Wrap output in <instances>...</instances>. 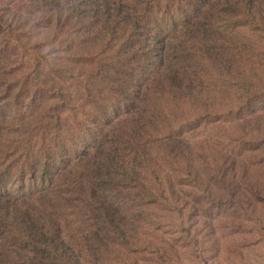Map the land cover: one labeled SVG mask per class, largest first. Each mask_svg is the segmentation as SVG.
I'll return each mask as SVG.
<instances>
[{"label": "trees", "instance_id": "trees-1", "mask_svg": "<svg viewBox=\"0 0 264 264\" xmlns=\"http://www.w3.org/2000/svg\"><path fill=\"white\" fill-rule=\"evenodd\" d=\"M40 6L48 38L13 20L14 41L29 46L37 62L0 112V264L8 252L25 258L22 264H73L60 237L64 205L87 209L123 235L113 209L157 203L172 185L149 166L154 148L161 159L180 158L183 171L203 185L202 170L185 150L191 121L180 122L174 112L189 107L195 120L250 128L241 115L264 91L245 34L264 36V0H41ZM7 26L0 14V34ZM232 92L243 95L242 109L226 108ZM13 103L14 114L5 110ZM165 201L175 207L172 197Z\"/></svg>", "mask_w": 264, "mask_h": 264}, {"label": "rangeland", "instance_id": "rangeland-1", "mask_svg": "<svg viewBox=\"0 0 264 264\" xmlns=\"http://www.w3.org/2000/svg\"><path fill=\"white\" fill-rule=\"evenodd\" d=\"M40 3L41 0H0V14L9 25L0 34V112L5 99L13 102L19 87L31 80L37 62L29 46H18L14 41L13 20L22 21V28L33 24L36 37L48 38L47 15ZM245 34L253 45L252 63L259 66L260 85L264 87V36L260 32ZM27 90L29 94L32 87ZM258 94L254 108L241 115L242 119L249 117L250 128L244 126L246 122L195 120L197 115L189 107L183 114L174 112L180 122L191 121L186 132L190 149L185 150L192 155L194 169L202 170L203 184H197L194 176L183 171L187 165L180 158L176 162L161 159L163 155L158 156L154 148L149 166L162 181L172 183L164 187L175 207L167 206L166 197L159 196L157 203L113 209L115 224L124 232L119 235L104 220L94 219L87 209L62 206L58 216L60 237L71 262L264 264V91ZM241 97L232 92L231 99L224 102L226 108L242 109ZM15 106L13 103L5 110L14 114ZM223 125L234 137L233 143L220 133ZM5 247L13 249L11 243ZM6 259V264H22L25 260L13 252H8Z\"/></svg>", "mask_w": 264, "mask_h": 264}]
</instances>
